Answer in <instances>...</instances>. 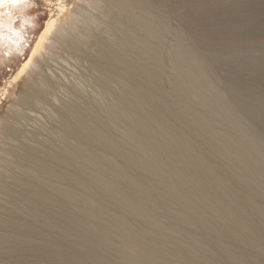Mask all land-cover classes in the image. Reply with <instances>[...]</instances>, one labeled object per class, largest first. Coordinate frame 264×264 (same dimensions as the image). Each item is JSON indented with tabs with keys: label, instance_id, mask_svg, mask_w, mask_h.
Returning <instances> with one entry per match:
<instances>
[{
	"label": "bare ground",
	"instance_id": "6f19581e",
	"mask_svg": "<svg viewBox=\"0 0 264 264\" xmlns=\"http://www.w3.org/2000/svg\"><path fill=\"white\" fill-rule=\"evenodd\" d=\"M98 3L88 5L97 8ZM263 4L264 1L235 5L225 14L229 29H235L234 21L243 22L249 18V12L245 10L256 15ZM136 6L135 11L124 10L125 18L121 23L126 28H119L121 30L115 35L112 33L115 37L111 36L112 41L117 46L113 45L114 48L102 43L100 39L103 38L90 30L89 25L99 26L96 25L99 21L94 18L89 21L79 9L72 13L69 22L58 27L55 26L57 18L49 16L18 70L22 73L27 68L51 32V44H64L78 52L70 37L75 28L81 27L83 32L79 36H94L105 54L102 58V55H94L89 50L91 52L87 51L86 55L93 63L96 85L97 82L100 84L97 87H103H99L100 94L112 99L120 98L116 103L119 102L121 107H118L123 110L116 113L113 110L116 103H113V109L110 105L104 107L100 116L93 113L95 110L91 112L83 108V111L78 103H74V113H58V152L23 140L17 147L7 146L5 140L0 141V153L8 150L13 163L24 168L26 180L21 177L18 180L20 184L28 185L27 196L35 202L34 206L40 205L35 214L43 217L41 225L48 227L47 230H55L60 240L70 242L75 248V251H70L59 240L47 241L41 238L42 231L39 232L38 228L12 218L7 226L12 235H0V264H21L18 260H24L28 251L45 259H56L62 264H81V257L100 264H190L198 250H203L197 232L213 228V220L227 223L224 205L233 188L236 189L232 195L235 210L252 218L264 235V158L257 153L253 156L247 153L245 147L227 131L228 121L220 117L222 108L225 112L237 109L247 119L256 120V112L238 94L258 88L261 94L256 99L264 102V64L255 66L253 69L257 72L250 78L217 77L216 84L220 88H204L193 76V71L202 70L208 81V69L187 46L183 36L166 22L155 5ZM218 18V15L212 18L213 22ZM211 42L199 41V48L209 51L213 45ZM121 68L130 70L134 82L117 73L116 70ZM137 80L145 84L144 91L138 89ZM40 82L44 85L43 80ZM164 82L166 87H163ZM37 86L42 92L46 89ZM39 88L31 86L25 90L27 95L22 97L30 103L41 102ZM43 96L46 98L44 92ZM190 97L195 101H191L193 104ZM55 101H58L56 97ZM19 110L10 112L11 122L0 124V134L5 136L4 139H17L20 135L23 129L20 121L27 116L24 117ZM231 116L239 129L244 128L242 132L254 133L258 138L264 136V120H256L260 128L258 126L259 132L255 133L242 124L237 114ZM214 120L219 123L216 125ZM192 132L198 136L197 141L192 138ZM77 133L82 135L72 140ZM118 159L124 160L127 166L123 167ZM225 175L229 176L230 182H226ZM54 205L61 209L60 214H56L57 209L51 208L55 213L50 211ZM34 206L30 208L34 209ZM163 216L184 223L190 229L171 227ZM20 227L29 232L27 239L20 238L17 231ZM255 234L251 229L246 232L244 243L249 245ZM46 235L44 237H49ZM178 249L185 252L184 256L178 255ZM111 250H117L118 254L107 258L104 253Z\"/></svg>",
	"mask_w": 264,
	"mask_h": 264
},
{
	"label": "rangeland",
	"instance_id": "374dc122",
	"mask_svg": "<svg viewBox=\"0 0 264 264\" xmlns=\"http://www.w3.org/2000/svg\"><path fill=\"white\" fill-rule=\"evenodd\" d=\"M263 1L264 0H0V124L4 123V121L5 123L7 121L11 122L12 118L9 117L10 112H15L19 109L23 112L24 117L27 116L25 117L26 119L20 121L23 129H21L22 131L17 139L9 137L4 139L3 137L5 136L0 134V141L5 140L7 146L17 147L19 146V142L23 140L27 144L41 145L40 147L49 149V151L58 152L60 145L59 136H57L60 133L57 119L58 113L62 111L66 113L72 111L74 113L76 110L75 104L78 103L77 105H80L81 107H79L82 108V110L83 108L91 112L95 110L93 113L101 116L105 110L104 107L107 108L109 105L111 106L113 103H116L117 100L120 101V98H115V100L100 94L99 89L103 87H97L100 84L97 82L96 85V78H94L95 72L92 67L93 63H91V60L89 62V55L87 57L86 55L92 51V54L94 53V55L101 56L104 52L101 44L96 42L94 36L91 35L90 37L92 38L89 36L88 38L79 36L83 32L81 27H79V29L75 28L70 37V40H72L71 42L75 44L74 46L77 47L75 48L78 52L73 51L69 46L64 44H51L50 36L53 35V32H51L48 38L45 39L44 46L33 61L22 73H18L38 33L43 28L45 20L48 19L49 16L52 15L57 18L55 26L58 27L64 22H69L72 18V13L79 9L82 16L86 17L89 21L92 18L99 21L98 24H96L99 26L92 25L91 23L89 25L90 30L93 31V34L97 32L95 35L98 36L99 34L100 38L104 39L99 38L103 41H101L102 43L114 48L116 42L112 41L114 39H112L111 36L115 38L114 35L121 30L119 28H126V26H124L125 24L121 23L124 20L123 18H125L123 12L130 10L135 11L136 5H155L163 14L166 22L171 24V27L174 26L172 28L183 36L187 46L192 48L200 60L204 62L205 68L208 69L206 73L211 78L209 77L208 81L205 80V74L202 73V70L199 71L196 69L193 71V76L199 80L204 88L213 89L217 87L220 88V86L216 84L218 82L217 77L247 79L257 72L253 69L255 66L264 64V12H262L264 4L262 8H258L259 12L256 15H253V12L250 13V11L245 10L249 12V18L243 22L234 21V30L229 29L230 26L228 27L227 18L225 17V14L236 7L235 5L243 4L244 2H256L259 4ZM88 3L95 5L98 3L99 6H97L99 8L89 6ZM245 8H247L246 5ZM217 15L220 18H218L216 22H213L212 18ZM208 22H210V24H208ZM226 26L228 28H226ZM111 30L113 32H111ZM78 36L80 37L79 41ZM197 36L202 38L201 40L204 42H210L212 40L210 45L213 43L215 46L212 45L213 48L210 46L209 51L204 47H202L203 49L199 48L201 44L198 42L200 41L201 43L202 41L198 39ZM72 37L74 38L72 39ZM7 38L9 44H7ZM206 38L210 39L206 41ZM50 44L52 46L48 47ZM216 45L217 49L215 48V50L214 47H216ZM8 46L10 48L7 49ZM221 46H223V48H228L223 49ZM4 48L6 50H4ZM80 48L85 49L81 50ZM100 48L102 51H99L101 50ZM93 50L96 52H93ZM87 51L89 52L87 53ZM79 52L84 55H80ZM97 52H100V54ZM75 53H79V55ZM101 57L103 58V55ZM209 57L211 58L209 59ZM36 65L40 67L37 68ZM116 71L120 76L129 77V79L134 82L130 76V70L121 68ZM42 76L45 78L47 77L46 80L45 78L43 79ZM40 80H43L45 86ZM34 82H36V84H34ZM135 84H137L139 90L144 91L146 89L145 84L140 80H137ZM37 85H41L42 88L46 87V89H48L43 90L46 98H44L42 90ZM46 85L49 88H47ZM31 86L32 88L35 87L41 90L39 91L42 94L40 95L41 99H43L41 102L30 103L23 98L25 96L24 94L27 95V91ZM163 87H166L165 82L163 83ZM26 89L27 91H25ZM47 91H50L49 93L51 94ZM259 91L258 88H254L251 91L244 90L243 93L238 94V96L244 101L246 100L248 105L256 112L255 119L257 122L259 120H264V102L256 99L257 95L261 94ZM54 96L58 101H55ZM190 98V102L192 101L194 103L193 97ZM114 100L115 102H112ZM27 102L30 106L27 105ZM117 103L115 106L113 105L114 109L112 106L109 107L116 110L115 112L119 114L120 109L121 111L123 109H119L121 104L119 103V105ZM60 105H62L61 109L63 106L67 109L63 108V110H61L59 108ZM222 109H220V113L222 114H220V117L228 121L227 131L245 147L247 153L252 156L254 153H257L264 158V136L258 138L254 133H250L249 135L246 131H243V133L242 130L244 128L241 130L234 124L231 114H237L242 124L244 123V126L246 125L250 130H254L255 133L259 132L257 130H259L258 126L260 123H257L256 120L253 119H247L245 115L237 109L232 112H225L224 109L221 111ZM220 117H217V120H221ZM217 120L214 121L217 122ZM249 121L256 123L252 125V122L250 123ZM218 123L219 122H217L216 125ZM56 130H58L57 133ZM81 135V133H77L71 139H78ZM191 136L194 140H198L196 133L192 132ZM4 153L5 155H3ZM4 153H0V235L5 234L8 235V237H10V234L12 235L7 226L10 219L16 218L20 223L31 225L36 229L38 228L39 232L42 231L40 235L43 236H41V238L43 237L45 240L48 239L47 241L50 242L60 241L68 250L75 251L74 246L72 244L70 245V242L64 239H62L63 241L60 240L61 238L57 235L55 230H47L48 227L41 225L43 217H37L35 214V212H38L37 209H40V205L37 203L39 206H34L35 202H31L30 198L28 199V185L23 182L20 184V179L26 180L24 178L27 177L25 172H23V166L17 167L13 163L8 150ZM118 161L123 167L127 166L124 160L118 159ZM19 177L21 178L18 180ZM225 180L226 182H230L228 175H225ZM235 192L236 189L233 188L231 191L232 195H234ZM23 195L25 198H23ZM232 195L227 198L225 201L226 205H224L227 223L221 224L213 220V228H205L197 232L202 242L203 250L201 248L198 250L197 256L195 259L190 260V264H264V235L260 232L257 223L252 221V218L248 217L245 213H238L235 210ZM26 198L28 200H26ZM30 205L35 208L31 209L33 207ZM55 206L56 205H54V207L51 206L50 211L55 213L53 210L57 209L56 214H60L61 209ZM35 209L36 211H34ZM163 217L171 227L185 230L190 229L184 223L173 221L166 216ZM236 227L238 231L235 230ZM250 229L254 230L256 234L252 237L250 244L247 245L244 243L243 237ZM26 230L25 227L17 229L21 239H27L29 232ZM44 235L49 237H44ZM177 252L179 256H184L185 252L183 250L178 249ZM104 254L106 256L108 255L107 258L116 257L118 251L111 250L109 253L106 252ZM29 256L32 258L30 259ZM18 262L21 264H62L56 259H45L29 251L26 253L24 260L21 261V259H19ZM80 262L81 264H100L83 257L80 258Z\"/></svg>",
	"mask_w": 264,
	"mask_h": 264
}]
</instances>
